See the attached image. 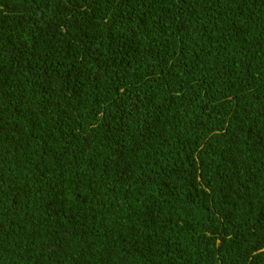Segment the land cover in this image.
I'll use <instances>...</instances> for the list:
<instances>
[{
	"label": "trees",
	"instance_id": "obj_1",
	"mask_svg": "<svg viewBox=\"0 0 264 264\" xmlns=\"http://www.w3.org/2000/svg\"><path fill=\"white\" fill-rule=\"evenodd\" d=\"M0 264H264V0H0Z\"/></svg>",
	"mask_w": 264,
	"mask_h": 264
}]
</instances>
